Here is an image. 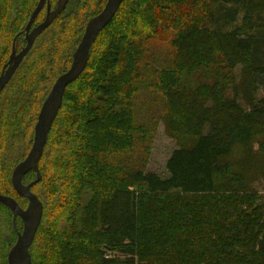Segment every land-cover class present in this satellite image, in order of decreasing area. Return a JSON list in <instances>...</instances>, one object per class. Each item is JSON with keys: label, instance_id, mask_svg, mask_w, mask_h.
<instances>
[{"label": "trees", "instance_id": "1", "mask_svg": "<svg viewBox=\"0 0 264 264\" xmlns=\"http://www.w3.org/2000/svg\"><path fill=\"white\" fill-rule=\"evenodd\" d=\"M38 1L0 0V72ZM74 1L36 38L47 34L39 64L17 84L21 63L0 92V194L25 203L12 189V171L31 149L38 113L66 71L62 63L72 61L75 37L100 13L88 10L93 0L88 8H72ZM66 35L70 47L61 43ZM151 42H168L172 60L147 72ZM227 87L231 97L221 95ZM260 88L264 0H123L48 133L31 187L43 208L31 264H264V203L252 187L264 179ZM142 93L162 102L158 118L168 134L190 139L171 153L165 178L132 166L133 151L147 145L140 131L150 129L135 115ZM237 148L243 156L233 163ZM35 180L30 171L22 183ZM16 239L12 214L0 204V264Z\"/></svg>", "mask_w": 264, "mask_h": 264}, {"label": "water", "instance_id": "2", "mask_svg": "<svg viewBox=\"0 0 264 264\" xmlns=\"http://www.w3.org/2000/svg\"><path fill=\"white\" fill-rule=\"evenodd\" d=\"M122 1L107 0L103 10L86 23L82 38L72 55L69 69L56 79L42 103L33 130L31 149L26 158L14 167L11 174L12 189L18 197L27 200V207L22 209L12 197L0 194V204L11 212L12 228L17 236L15 244L8 252L7 264H31L29 248L34 240L43 213L42 204L31 192V187L40 180L38 162L46 145L48 133L60 110L67 86L76 81L85 70L91 46L98 34L111 22ZM68 2L69 0H57L55 6L51 9L50 0L38 1L24 30L13 39L11 54L0 75V92L30 51L36 38L65 10ZM44 7L46 8L44 20L38 26L32 28L36 17ZM20 34H24L26 45L16 54L15 43ZM30 171L35 173L36 180L24 185L22 178ZM17 218L22 222L21 232L16 229Z\"/></svg>", "mask_w": 264, "mask_h": 264}, {"label": "rangeland", "instance_id": "3", "mask_svg": "<svg viewBox=\"0 0 264 264\" xmlns=\"http://www.w3.org/2000/svg\"><path fill=\"white\" fill-rule=\"evenodd\" d=\"M96 1L97 0H93V3H92L93 6L88 9L91 12H94L95 10H96V12L98 10H99V12H101L104 5L106 4L107 0H104L103 4H99V5H97L95 3ZM55 2H56V0H54L53 3H51V9H53V7L55 6ZM76 2H80L83 5L87 4V8H88V4H90L92 2V0H75L73 2L72 8L74 6H76V4H75ZM70 7L71 6H69L68 12L71 9ZM125 9H126V7H125ZM45 12L46 11H45V7H44L43 11L40 14V17H39L37 24L41 23L44 20ZM240 18H241V15H240L239 20L237 22L238 25L240 24ZM70 25H74V22ZM234 26L235 25H231L228 28V30L233 29ZM32 28H34V27H32ZM84 29L82 31V34L75 37L76 46H75V41H73L74 49L77 48V46H78V44L82 38V35L84 33ZM104 36H106V34ZM66 37H67V35L62 38L61 43L63 44V46L70 47L71 43L69 42V39ZM41 40H47V34H44L43 36H41V39L35 40V43L32 46L33 49L31 48L32 49L31 54L26 59L24 58L25 61H23L22 64L20 65L21 66V72H18L19 77L16 80L17 84L21 83L20 78L26 74V70L27 69L29 70L30 65L32 67H35L37 64H39L38 58L40 57V51H41L40 50V46H41L40 41ZM25 43H26V41L24 42L23 38L22 39L20 38L19 42L16 46L17 50H19L22 46L25 47V45H26ZM148 45H149V49H148V52L146 54V57L143 60L144 64L146 66H148L146 68V71L151 70L150 68L151 67L153 68V66L155 68L159 69L161 66L166 64L165 62H167V65L171 64L172 51L169 48L168 42H161V43L151 42ZM31 49H30V51H31ZM11 50H12V48L6 54V63L9 59L10 54H11ZM70 64H71V60H67L66 63L64 61L62 63V67L65 66L66 67L65 69L67 71L68 68L70 67ZM210 67H212V66H210ZM2 68H3V66H2ZM63 69L64 68H62V70ZM205 71H207V69L201 70V72H205ZM1 72H2V69H1ZM1 72H0V75H1ZM33 72L35 73L36 71L33 70ZM33 72H31V74H34ZM87 72H90V71L88 70ZM219 74L223 75L224 72H219ZM47 76H46V78H47ZM232 77H233V80L235 81V83L237 84L239 81V78H240V67L239 66H237L235 68V70L232 72ZM55 81H56V79H55ZM47 82H48V80L46 79L45 84ZM54 83H52V84H54ZM15 86H16V83H15V85H13L11 87L14 88ZM51 87H52V85H51ZM47 95H48V93H47ZM221 95L222 96L223 95L224 96L229 95L231 97L232 96L231 88L227 87L226 90L224 91V93H222ZM4 97H6V101H7L8 89L2 95L1 101ZM262 98H264V89L260 88L256 94V99L259 100ZM239 102L244 107V109H246L243 101L239 100ZM135 103L137 105L135 108L136 109V114H135L136 117L144 125L148 124L150 129L145 134H143L140 131L139 139L143 140V142L146 141L147 145L145 146V151H141L140 153L139 152L136 153V151H133L134 159H132V162L134 161V163L132 164V166L135 169H141L144 172H152V173L157 174L161 178H165L168 176L165 165H166V161L170 157L171 153L174 150H176L177 148L185 145L187 142H189L190 139L186 138V137L185 138H182V137L176 138L175 136L168 134V132L166 131L165 126H164V121L161 118H158V116L161 114V111H162V102L156 100V95H152V94H148V93L139 94L138 99L136 100ZM208 104H210V102ZM2 106H3V104H1V102H0V107H2ZM142 134H143V136H142ZM257 148L258 147L256 145H254L253 149L257 150ZM242 156H243V151L240 148H237L234 150L233 157H232L231 161L233 163L238 162V160L241 159ZM252 187L254 188V190L256 191V193L260 199L258 204H263L264 203V179H263V177L256 180L255 182H253ZM11 197L20 205V207L22 209H25L27 207V202L25 203V201L23 202L21 199H18L15 196H11Z\"/></svg>", "mask_w": 264, "mask_h": 264}, {"label": "flooded vegetation", "instance_id": "4", "mask_svg": "<svg viewBox=\"0 0 264 264\" xmlns=\"http://www.w3.org/2000/svg\"><path fill=\"white\" fill-rule=\"evenodd\" d=\"M24 42H25V39H24ZM26 44V43H25ZM23 48V46L19 49V50H17L16 49V54H18L20 51H21V49ZM8 62V61H7ZM7 64V63H6Z\"/></svg>", "mask_w": 264, "mask_h": 264}]
</instances>
